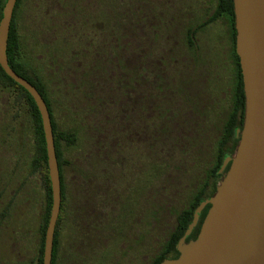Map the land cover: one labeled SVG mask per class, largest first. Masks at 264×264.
<instances>
[{"label":"rangeland","instance_id":"1","mask_svg":"<svg viewBox=\"0 0 264 264\" xmlns=\"http://www.w3.org/2000/svg\"><path fill=\"white\" fill-rule=\"evenodd\" d=\"M166 1L156 0V5L161 8ZM169 1L174 4L165 11L166 31L178 26L183 14L189 15L191 26L200 25L217 4V0ZM122 4L121 0H22L15 21L21 43L20 61L45 82L55 100L60 94L52 71L60 79L64 94L72 96V78L67 72V65L74 62L69 54L72 48L86 51L82 61L87 71L91 68L98 75L103 68H112L113 59L107 63L105 59L108 53L111 58L115 53L112 37L117 18L123 14ZM196 37V47L189 46L183 31L175 37L178 59L191 62L188 85L196 94L199 136L195 142H187L185 152L173 142L170 150L174 155L154 149L150 151L160 156L153 158L142 142L125 143L121 138L111 164L88 158L84 132L76 125L66 103L58 100L59 125L65 131L73 129L77 136L74 146L64 147L65 158L78 166L66 173L71 205L75 207L81 200L73 174L96 171L104 193L100 208L109 215L101 227L108 245L95 243L80 255L75 250L81 245L80 220L77 211L70 212L59 232L56 264H149L174 215L188 205L208 179L216 164L220 128L230 106L235 67L229 52L228 25L223 19L200 28ZM176 93L178 103L191 109L189 91L177 89ZM16 96L12 88L0 87V190L2 185H8L3 197L6 202L11 199L12 190L18 189L13 210L19 216V231H25L27 236L18 254L6 229L0 232V264H36L46 192L40 174L34 171L30 175L36 151L35 133L27 107H18ZM100 105L106 112L109 110V101ZM161 112L163 120H170L167 127L173 128L179 112L168 107Z\"/></svg>","mask_w":264,"mask_h":264},{"label":"trees","instance_id":"2","mask_svg":"<svg viewBox=\"0 0 264 264\" xmlns=\"http://www.w3.org/2000/svg\"><path fill=\"white\" fill-rule=\"evenodd\" d=\"M121 1L124 6V9L122 7L121 10L123 14L117 18L112 37L115 53L112 58L108 53V59H105L106 63L113 59L112 68L110 66L108 69L103 68L98 75H95L93 69L90 68L89 71L84 69L82 59L86 56V51L72 48L69 50V54L74 58V62L71 61L67 65V72L72 78L70 84L72 96H67L63 92L56 72L52 71V61L50 63L60 94L58 100L62 99L66 103L76 125L84 132L88 145V158L92 157V159L111 164L116 159V148L119 146L121 138L125 143H129V141L142 142L148 149V154L153 158L160 155H156L150 150L159 149L161 154L174 155L170 150L174 146L173 142L180 150L188 145V141L195 142L198 139L199 133L196 131L198 122H195L197 121L196 94H193V89H190L188 85L191 80L189 77L191 62L183 63L185 59L182 56L183 59L179 60L175 51V46L178 45L175 37L182 31L189 46L196 47V36L199 29L223 19L228 25L229 52L235 67L234 85L230 89V106L224 115L220 128V139L217 141L216 164L210 169L208 179L196 191V194L192 195L188 205L174 215L169 231L163 233L160 246L155 248L149 263L161 264L171 252L176 251V246L191 224L198 206L215 194L219 181L229 170V166L225 171L221 170L223 163L227 158L235 155L241 138L245 119V93L240 59L236 52L237 31L234 1L217 0L216 8L212 14L200 25L191 26L188 21L189 15L183 14L180 24L176 27L172 26L170 31L165 30L164 21L165 11L169 5L174 4L171 1L164 2L162 9L156 5V0ZM21 2L22 0H17L14 8L6 54L11 69L35 86L42 95L51 116L62 189L61 210L55 230L52 258V264H56L60 229L65 225L68 214L76 211V206L68 204L65 177L68 169L74 171V168L78 169V166L74 161L65 158L64 147L74 146L77 143V136L73 129L65 131L61 128L57 119L61 109L58 100L51 96L45 82L35 72L28 70L20 61L21 43L15 21ZM5 4L6 0H0V22ZM0 87L12 88L17 94L15 104L18 107L26 106L32 119L36 151L32 156L30 175L33 176L34 171L40 174L46 192V207L43 224L39 230L40 247L36 262V264H43L45 235L52 209V190L42 118L30 93L12 80L1 66ZM177 89L178 91H189L191 109L178 103ZM101 100L109 101L107 112L102 109L103 106L100 104L103 102ZM163 107L179 112L180 118H175L173 128L167 127L170 123L169 119H162L161 110ZM185 151L187 148L184 149ZM81 176L86 179V182L88 180L89 189L87 192L90 193L92 190L91 180L92 176H95V172L85 171V173L73 174V178L78 182L77 186L81 184ZM99 193H102L101 188ZM81 206L84 210L81 209V215L78 213V217L85 216L84 214L91 217L93 200L89 199ZM209 207L207 206L200 215L198 226L194 230L196 236L193 238L194 240L199 234ZM100 215H102L101 210ZM79 226L82 227L79 238L82 236L91 240L95 233L102 234V230H99L95 222L91 220L85 221L83 224L80 223Z\"/></svg>","mask_w":264,"mask_h":264},{"label":"water","instance_id":"3","mask_svg":"<svg viewBox=\"0 0 264 264\" xmlns=\"http://www.w3.org/2000/svg\"><path fill=\"white\" fill-rule=\"evenodd\" d=\"M236 52L245 93V119L233 157L225 160L215 194L195 210L179 240V257L161 264H264V0H233ZM17 0H6L0 22V66L30 93L41 114L46 141L52 209L46 229L43 264H52L62 189L50 112L42 95L9 66L8 35ZM210 206L195 240L186 242Z\"/></svg>","mask_w":264,"mask_h":264},{"label":"flooded vegetation","instance_id":"4","mask_svg":"<svg viewBox=\"0 0 264 264\" xmlns=\"http://www.w3.org/2000/svg\"><path fill=\"white\" fill-rule=\"evenodd\" d=\"M15 106V105H14ZM16 107V106H15ZM33 156V155H32ZM233 157V156H232ZM85 173V171L83 172ZM83 176V175H82ZM80 177L81 178V184L79 185V189L78 191L80 192V196H81V200H80V204L76 206V211L78 213H80L81 215V209L82 211L84 210L81 205H84V203L86 201H89V199L93 200V212L91 214V217H89V215L84 214L85 216H80L78 217L80 220V223L83 224V222L85 223V221L91 220L93 222H95V224L97 225V228L100 230L101 227H104L103 225L105 224V217H108V211H102V215H100V199H102V197H104V193H99L100 192V187H99V181L96 179L97 178V172L95 171V176H92V190L89 192H87V190L89 189V187L87 186L88 180L86 182V179H84V177ZM65 182H66V190H67V198H68V204L71 205L70 202V198L68 195V184H67V180L65 177ZM7 188L8 185H2V188L0 190V232L4 231V229H6L8 236L10 237V239L13 241V244L15 246V251L19 254V252L22 250L27 233L25 231L22 230V232L19 231V227H18V218L19 216L17 215L16 211L14 212V206H15V200H17L18 198V189L12 190V194H11V199L7 200L6 202L3 200L4 195L7 192ZM85 213V212H83ZM70 214V213H69ZM68 214V216H69ZM68 220V218H67ZM66 220V221H67ZM100 222H102V225H100ZM198 226V225H197ZM82 228V227H81ZM195 230V229H194ZM191 233V235L189 237H187L186 242H189L191 240H194L193 238H195V232ZM20 233H21V239H20ZM105 232H102L101 235H98V232L95 233L92 236V239L88 240L87 238H81V245L79 247H77L75 250L77 251V254L83 255L84 254V249L88 248L89 246L96 244H104L105 246L108 245V240L105 237ZM96 236V237H95ZM95 237V238H94ZM22 247V248H21ZM76 255V254H75ZM179 251L177 249L176 246V251L171 252L168 257L166 258V260H173L179 257ZM141 264V263H140Z\"/></svg>","mask_w":264,"mask_h":264}]
</instances>
